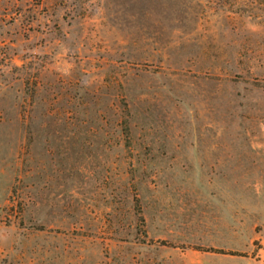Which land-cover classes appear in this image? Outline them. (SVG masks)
<instances>
[{"label": "rangeland", "instance_id": "obj_1", "mask_svg": "<svg viewBox=\"0 0 264 264\" xmlns=\"http://www.w3.org/2000/svg\"><path fill=\"white\" fill-rule=\"evenodd\" d=\"M0 264H264V0H0Z\"/></svg>", "mask_w": 264, "mask_h": 264}]
</instances>
